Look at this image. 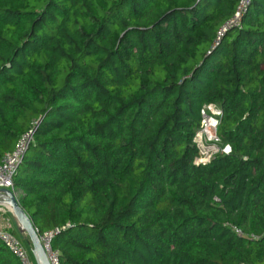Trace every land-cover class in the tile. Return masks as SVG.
Here are the masks:
<instances>
[{
  "label": "trees",
  "instance_id": "16d2710c",
  "mask_svg": "<svg viewBox=\"0 0 264 264\" xmlns=\"http://www.w3.org/2000/svg\"><path fill=\"white\" fill-rule=\"evenodd\" d=\"M238 3L0 0V157L32 133L12 190L60 264H264V0L220 34ZM207 103L231 151L194 164Z\"/></svg>",
  "mask_w": 264,
  "mask_h": 264
},
{
  "label": "built area",
  "instance_id": "2783aa9c",
  "mask_svg": "<svg viewBox=\"0 0 264 264\" xmlns=\"http://www.w3.org/2000/svg\"><path fill=\"white\" fill-rule=\"evenodd\" d=\"M250 0H239L238 6L233 16L224 24L222 30L241 25L242 17L247 10ZM201 120L198 129L195 131L192 142L196 148V155L193 159L194 164H206L213 157L220 153H229V144H223L218 134V126L222 115V109L215 103L205 104L201 111ZM32 133L27 132L19 137L13 147L2 153L0 157V189H10L12 192V176L19 161H21ZM14 193V192H13ZM15 196V193H14ZM218 200L217 197L214 198ZM1 206V205H0ZM0 210V242L16 258L18 264H34L29 252L22 241V237H17L13 231L12 220L7 214L8 210L4 206ZM240 233V230L235 228ZM53 232H45L40 238L47 252L50 264H60L58 251L50 246Z\"/></svg>",
  "mask_w": 264,
  "mask_h": 264
},
{
  "label": "water",
  "instance_id": "95a60500",
  "mask_svg": "<svg viewBox=\"0 0 264 264\" xmlns=\"http://www.w3.org/2000/svg\"><path fill=\"white\" fill-rule=\"evenodd\" d=\"M0 205L7 208L13 215L17 226L28 239L35 264H50L36 228L24 209L19 206L14 193L10 189H0Z\"/></svg>",
  "mask_w": 264,
  "mask_h": 264
},
{
  "label": "rangeland",
  "instance_id": "374dc122",
  "mask_svg": "<svg viewBox=\"0 0 264 264\" xmlns=\"http://www.w3.org/2000/svg\"><path fill=\"white\" fill-rule=\"evenodd\" d=\"M8 212H9V211H8ZM9 214H10V216H11V218H12V225H13V231H14V234H15L18 238H19V237H23V238H25V237H24V233H22V230L19 229V227L17 226L16 221H15L13 215H12L10 212H9Z\"/></svg>",
  "mask_w": 264,
  "mask_h": 264
},
{
  "label": "crops",
  "instance_id": "0c3cea01",
  "mask_svg": "<svg viewBox=\"0 0 264 264\" xmlns=\"http://www.w3.org/2000/svg\"><path fill=\"white\" fill-rule=\"evenodd\" d=\"M1 207H3V206H0V210H2L3 208H1ZM9 216H10V214L9 213H7ZM10 218H11V216H10ZM11 220H12V218H11ZM24 237H25V234H24ZM23 238V237H22Z\"/></svg>",
  "mask_w": 264,
  "mask_h": 264
},
{
  "label": "clouds",
  "instance_id": "9594fccd",
  "mask_svg": "<svg viewBox=\"0 0 264 264\" xmlns=\"http://www.w3.org/2000/svg\"><path fill=\"white\" fill-rule=\"evenodd\" d=\"M9 213V212H8Z\"/></svg>",
  "mask_w": 264,
  "mask_h": 264
}]
</instances>
